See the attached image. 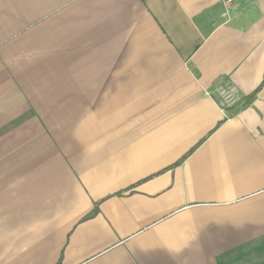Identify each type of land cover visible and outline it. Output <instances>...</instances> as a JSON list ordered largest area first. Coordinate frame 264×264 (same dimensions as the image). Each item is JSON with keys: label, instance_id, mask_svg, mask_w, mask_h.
Here are the masks:
<instances>
[{"label": "crops", "instance_id": "obj_1", "mask_svg": "<svg viewBox=\"0 0 264 264\" xmlns=\"http://www.w3.org/2000/svg\"><path fill=\"white\" fill-rule=\"evenodd\" d=\"M228 1L0 0V264H264V0Z\"/></svg>", "mask_w": 264, "mask_h": 264}, {"label": "built area", "instance_id": "obj_2", "mask_svg": "<svg viewBox=\"0 0 264 264\" xmlns=\"http://www.w3.org/2000/svg\"><path fill=\"white\" fill-rule=\"evenodd\" d=\"M205 93L226 116L236 114L248 105L238 86L230 81L216 83Z\"/></svg>", "mask_w": 264, "mask_h": 264}, {"label": "trees", "instance_id": "obj_3", "mask_svg": "<svg viewBox=\"0 0 264 264\" xmlns=\"http://www.w3.org/2000/svg\"><path fill=\"white\" fill-rule=\"evenodd\" d=\"M260 90V89H259ZM259 90H257L256 92H255V94L254 95H252L249 99H248V101L251 103V100L257 95V93L259 92Z\"/></svg>", "mask_w": 264, "mask_h": 264}]
</instances>
